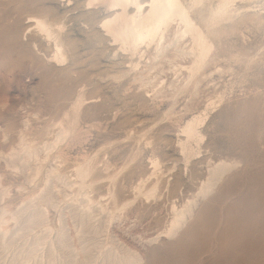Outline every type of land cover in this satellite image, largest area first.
I'll return each instance as SVG.
<instances>
[{"label": "rangeland", "instance_id": "rangeland-1", "mask_svg": "<svg viewBox=\"0 0 264 264\" xmlns=\"http://www.w3.org/2000/svg\"><path fill=\"white\" fill-rule=\"evenodd\" d=\"M110 11L89 0H0V150L9 153L19 146L27 121L29 141L42 146L53 140L60 121L83 95L75 128L78 141L70 136L63 140L64 163L54 155L48 159L49 165L59 163L73 182L61 197L67 212L83 197L77 193L75 165L91 162L94 170L86 184L95 187L87 186L90 196L107 207H112V190L120 203L135 199L113 230L144 252L142 264H264V65L259 56L253 67L221 58L224 66L233 63L232 70L208 69L194 110L185 112L191 99L181 93L174 107L177 116L168 117L169 97H154L152 90L158 78L144 86L138 79L150 49L142 45L133 53L109 38L101 21ZM42 13L64 22L67 60L53 59L55 45L38 36L36 26L27 28L34 20L31 15ZM251 27L234 40L250 47L254 56L264 48V31ZM164 66L162 82L179 77L169 63ZM220 96L221 102L210 105L211 98ZM208 106L201 152L187 160L179 142L182 128ZM224 159L240 163L203 202L188 228L177 239L169 238L164 231L173 211L198 193L211 164ZM156 161L161 165L154 171ZM41 176L30 183L22 176L10 177L11 195L19 192L17 185L38 188ZM159 180L156 196L137 195L139 185L148 191ZM58 207H51L52 223L59 224ZM143 239L153 242L143 245Z\"/></svg>", "mask_w": 264, "mask_h": 264}, {"label": "bare ground", "instance_id": "bare-ground-1", "mask_svg": "<svg viewBox=\"0 0 264 264\" xmlns=\"http://www.w3.org/2000/svg\"><path fill=\"white\" fill-rule=\"evenodd\" d=\"M89 4L95 8L111 10L101 23L103 30L113 41L131 49L133 53L138 52L142 45L150 49L146 70L141 72L138 79L144 86L152 83L153 78H158L153 82L152 90L155 92L154 97H169L170 107L166 113L168 117L176 114V98L181 93L187 94L191 99L185 105V112L194 110L193 102L203 90L201 83L209 77L208 69L214 68L220 73L229 72L233 68L230 66L232 62L252 66L258 62L255 56H259V63L264 65L263 47L261 53L257 52L252 56L250 47L244 43L237 44L234 40L235 36L244 33V29L251 26L252 29L264 31V0H89ZM31 17L34 20L26 23L29 24L27 28L36 26L35 33L55 45L53 59L67 60L70 48L65 39L64 22L52 19L48 13L32 14ZM221 58L227 62L232 61V64L222 65ZM179 59L187 62L183 63ZM165 63H169L174 75L179 77L164 83V77L160 74L165 70ZM215 98H218L217 101H214ZM215 98H211L210 105L223 100V96ZM83 104V95H80L60 121L59 131L53 140L44 142L42 146L29 141L25 135L30 127L27 121L20 131L19 146L9 153L0 150V159L4 160V169H0V264L145 262L144 252L129 245L113 230L114 223L123 217L125 210L135 199L121 204L112 190V207H107L90 196L86 188L95 187V183L86 184V178L94 170L91 162L75 165L74 174L79 180L77 193L83 197L75 202L76 205L69 212L63 207V203L62 206L60 204L62 194L67 193V188L73 182L59 163L49 165L48 159L54 155L63 162L66 157L62 147L63 140L70 136L73 141H78L79 135L75 128H78ZM209 106L203 109L204 114L198 112L189 117L182 128L183 135L179 142L187 160L201 152V142L205 136L202 124L209 115ZM239 163V159H224L211 164L208 178L198 189V193L181 208L173 211L164 233L169 238L180 236L194 220L203 202L223 184L229 171ZM154 164V171L160 169V161ZM43 172L44 177L41 176ZM15 176H22L27 183L41 176L42 182L38 188L33 189L24 184H16L20 190L11 195L14 184L10 177ZM117 176V173L110 176L112 182H116ZM159 182L160 180L151 184L148 191H143L144 188L139 185L137 195L147 198L156 196ZM22 189L30 191L25 193ZM56 206L60 208L59 224L52 223L50 219L51 207ZM37 228L41 229L35 233ZM22 239L23 242L19 243ZM150 242L153 241L146 240L142 244Z\"/></svg>", "mask_w": 264, "mask_h": 264}]
</instances>
